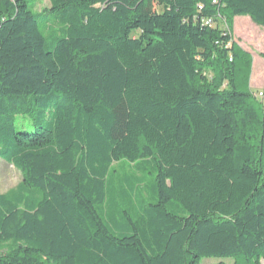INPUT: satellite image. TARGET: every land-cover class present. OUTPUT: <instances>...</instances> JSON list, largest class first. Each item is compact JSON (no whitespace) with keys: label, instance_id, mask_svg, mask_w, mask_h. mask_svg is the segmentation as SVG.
<instances>
[{"label":"trees","instance_id":"trees-1","mask_svg":"<svg viewBox=\"0 0 264 264\" xmlns=\"http://www.w3.org/2000/svg\"><path fill=\"white\" fill-rule=\"evenodd\" d=\"M48 2L0 0V264H262L264 0Z\"/></svg>","mask_w":264,"mask_h":264},{"label":"rangeland","instance_id":"rangeland-1","mask_svg":"<svg viewBox=\"0 0 264 264\" xmlns=\"http://www.w3.org/2000/svg\"><path fill=\"white\" fill-rule=\"evenodd\" d=\"M48 5V0H41L36 9ZM231 36L233 41L250 56L247 83L252 91L258 92L264 85V28L255 25L247 16H237L233 21ZM243 76L245 75L242 73L239 78L242 79ZM21 181V172L0 159V193L15 188ZM35 194L34 196L38 198L39 191L35 190ZM234 263L235 260L232 258H204L201 261V264Z\"/></svg>","mask_w":264,"mask_h":264},{"label":"built area","instance_id":"built-area-1","mask_svg":"<svg viewBox=\"0 0 264 264\" xmlns=\"http://www.w3.org/2000/svg\"><path fill=\"white\" fill-rule=\"evenodd\" d=\"M205 23H206V25H209V24H211V22H210L209 20L205 21ZM258 96H260V97H261V96H262V94H261V93H259V94H258Z\"/></svg>","mask_w":264,"mask_h":264}]
</instances>
